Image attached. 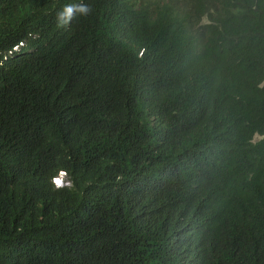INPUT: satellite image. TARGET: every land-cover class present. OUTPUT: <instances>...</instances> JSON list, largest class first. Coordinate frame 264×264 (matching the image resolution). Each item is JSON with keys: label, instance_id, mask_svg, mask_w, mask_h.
Returning a JSON list of instances; mask_svg holds the SVG:
<instances>
[{"label": "trees", "instance_id": "16d2710c", "mask_svg": "<svg viewBox=\"0 0 264 264\" xmlns=\"http://www.w3.org/2000/svg\"><path fill=\"white\" fill-rule=\"evenodd\" d=\"M70 2L0 0V264H264V0Z\"/></svg>", "mask_w": 264, "mask_h": 264}, {"label": "clouds", "instance_id": "9594fccd", "mask_svg": "<svg viewBox=\"0 0 264 264\" xmlns=\"http://www.w3.org/2000/svg\"><path fill=\"white\" fill-rule=\"evenodd\" d=\"M91 11V7L83 3L82 0L81 2L67 3L56 13L57 27H67L77 16H88L91 14ZM139 55L142 56L143 51H141ZM261 86L264 87V85ZM50 183L55 190L63 189L70 183L68 180V172L63 168L59 169L57 173L51 177Z\"/></svg>", "mask_w": 264, "mask_h": 264}, {"label": "rangeland", "instance_id": "374dc122", "mask_svg": "<svg viewBox=\"0 0 264 264\" xmlns=\"http://www.w3.org/2000/svg\"><path fill=\"white\" fill-rule=\"evenodd\" d=\"M258 137H255V139H257Z\"/></svg>", "mask_w": 264, "mask_h": 264}]
</instances>
